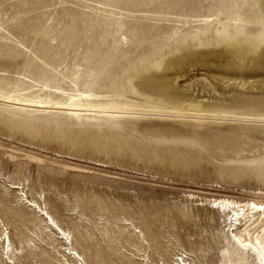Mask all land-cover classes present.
Masks as SVG:
<instances>
[{
	"label": "rangeland",
	"instance_id": "374dc122",
	"mask_svg": "<svg viewBox=\"0 0 264 264\" xmlns=\"http://www.w3.org/2000/svg\"><path fill=\"white\" fill-rule=\"evenodd\" d=\"M70 96L86 110L48 109ZM255 190L264 0H0V235L14 264H79L68 246L83 264H257L207 203Z\"/></svg>",
	"mask_w": 264,
	"mask_h": 264
},
{
	"label": "bare ground",
	"instance_id": "6f19581e",
	"mask_svg": "<svg viewBox=\"0 0 264 264\" xmlns=\"http://www.w3.org/2000/svg\"><path fill=\"white\" fill-rule=\"evenodd\" d=\"M80 96L84 98H89L92 96V94L82 92L80 93ZM70 99L73 102L72 107H67L66 105L58 104L51 108L49 106H46V108L49 107L48 109L51 110L64 108L63 110H66V112H68V114L70 115H77L78 111L86 110L77 107L79 105V103H76L78 97L76 98L75 96H70ZM29 105H33V104L30 103ZM17 106L20 110H22L24 106H27V104L18 103ZM243 121H249V120L244 119ZM252 194H253L252 198H249L247 200L212 198L209 199L207 203L209 204L210 208L215 209L216 211L219 212L221 211L225 213L226 216H229V220H230L229 227H231L229 242H231V245L232 246L237 245L240 246L241 248L247 249L249 254L254 256V259L256 260L257 264H264V190H255L252 192ZM24 196L26 200L25 202H27L28 205L37 207L38 211H40L42 215L45 214L46 222H49L48 224L55 228L56 230L55 233L57 235L56 236L57 238L60 239L65 238L66 240L69 238L68 237L69 233L62 230L57 225V223L48 214L45 208H42L41 206L37 205V203H35L33 200L28 199L26 195ZM1 237L3 240L2 253L5 254L7 258L10 260L8 261V263L14 264V262L11 260L10 257V253L13 252L10 247L11 246L10 239L9 237H7V234H5L4 231H1L0 238ZM66 248L69 249V251L67 252L69 255L68 258L71 259L68 260L67 258H65L64 259L65 261L76 260L80 262L79 264H83L84 262L83 257L80 254H78V252L74 247L72 246L64 247V250ZM63 256H65V254H63ZM60 264H64V263L60 262ZM73 264H78V263H73ZM171 264H189V262L186 263L185 259H182V257H180L179 259L177 258V260L172 261Z\"/></svg>",
	"mask_w": 264,
	"mask_h": 264
}]
</instances>
